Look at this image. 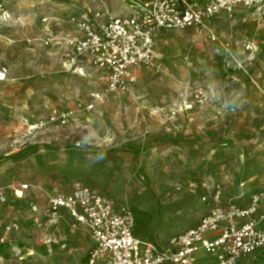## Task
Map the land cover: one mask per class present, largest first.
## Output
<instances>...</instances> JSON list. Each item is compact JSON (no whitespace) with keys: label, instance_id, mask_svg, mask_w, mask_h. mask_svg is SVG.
I'll return each instance as SVG.
<instances>
[{"label":"rangeland","instance_id":"rangeland-1","mask_svg":"<svg viewBox=\"0 0 264 264\" xmlns=\"http://www.w3.org/2000/svg\"><path fill=\"white\" fill-rule=\"evenodd\" d=\"M150 1L0 0V244L10 252L0 264H87V229L44 216L49 194L76 183L150 213L140 237L162 248L200 222L210 210L203 198L218 186L225 205L248 206L262 190L264 10L213 20L222 44L192 30L158 34L154 65L136 68L125 92L87 109L106 75L87 60L70 63L67 40L78 31L56 20L127 17ZM55 109L73 110L74 121L33 129Z\"/></svg>","mask_w":264,"mask_h":264},{"label":"built area","instance_id":"built-area-1","mask_svg":"<svg viewBox=\"0 0 264 264\" xmlns=\"http://www.w3.org/2000/svg\"><path fill=\"white\" fill-rule=\"evenodd\" d=\"M239 8L261 11L264 0H205L203 4L198 0H152L134 6L127 17L95 13L56 21L78 31L67 40L73 52L70 63L77 66L80 60H87L106 75L105 88L94 93L93 102L87 106L92 110L96 103L125 92L136 68L154 65L158 34L192 30L205 43L219 44L211 27L213 20L222 14L233 17ZM1 15L2 19L10 17L7 11ZM49 20L43 18L44 23ZM51 41L47 38L45 44ZM4 79L1 73L0 80ZM74 118L73 110L55 109L47 121L33 129L49 124L65 126ZM262 184L247 207L225 205L218 186L203 198L210 205L209 212L196 226L173 236L165 248L136 236V216L130 206L116 205L100 191L80 183L68 193L49 194L44 216L57 225L66 214L74 226L87 229L93 242L88 264H241L249 256L264 255V217L257 215L264 200V179ZM19 191L22 195L23 190ZM35 220L42 225V220Z\"/></svg>","mask_w":264,"mask_h":264},{"label":"trees","instance_id":"trees-1","mask_svg":"<svg viewBox=\"0 0 264 264\" xmlns=\"http://www.w3.org/2000/svg\"><path fill=\"white\" fill-rule=\"evenodd\" d=\"M136 216V230H135V234L137 237L144 239V240H148L146 238L140 237V235H145L147 232L148 227L150 226V224L152 223V215L148 212H144V211H140V210H133ZM152 242V241H150ZM153 243V242H152ZM8 244L7 243H1L0 244V256L3 258H8L10 252L8 251ZM87 264H88V260H87Z\"/></svg>","mask_w":264,"mask_h":264},{"label":"crops","instance_id":"crops-1","mask_svg":"<svg viewBox=\"0 0 264 264\" xmlns=\"http://www.w3.org/2000/svg\"><path fill=\"white\" fill-rule=\"evenodd\" d=\"M143 4H145V3H143ZM138 5H142V4H138ZM97 13H99V12H97ZM106 13H109V12H106ZM105 13V14H106ZM102 14V13H101ZM102 15H104V13L102 14ZM69 36H71V35H69ZM80 69H82V71H83V67L82 68H80ZM132 80H131V83L135 80V76H134V71L132 72ZM130 83V84H131ZM20 191H18L17 193L18 194H20L19 193ZM21 195V194H20ZM234 204H236V203H234ZM238 205V204H237ZM239 206H241V205H239ZM241 207H247V206H241ZM258 217H264V200L260 203V207H259V211H258ZM64 216H66L67 217V220H70V221H72L66 214H64ZM42 220V219H41ZM65 220V219H64ZM34 221H36V220H34ZM47 241V240H46ZM46 241H44V242H46ZM57 241V236L56 237H54V238H49L48 239V242H50V243H54V242H56ZM58 242V241H57ZM56 244V243H55ZM16 250V253H17V257H21V256H23L21 259H24V252L22 251V249H20V248H17V249H15ZM34 253V251H31V252H29V254L28 255H30V254H33ZM252 257H254V258H258L259 260H261V261H264V255L263 254H261V253H257V254H255V255H252V256H249V257H247V258H245L242 262H241V264H245L247 261H249Z\"/></svg>","mask_w":264,"mask_h":264}]
</instances>
